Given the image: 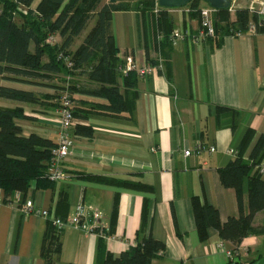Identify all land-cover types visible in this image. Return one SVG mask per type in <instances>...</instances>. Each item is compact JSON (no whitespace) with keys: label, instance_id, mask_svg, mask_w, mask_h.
<instances>
[{"label":"crops","instance_id":"1","mask_svg":"<svg viewBox=\"0 0 264 264\" xmlns=\"http://www.w3.org/2000/svg\"><path fill=\"white\" fill-rule=\"evenodd\" d=\"M40 1L35 0L31 9ZM166 11L171 31L188 33V37L169 50L158 51L151 50L149 16L143 21L137 11L112 13L118 60L124 62L131 56L138 67H148L146 74L137 77L133 90H122L133 107L119 115L101 114L97 107L106 105V100L72 95L77 109L89 114L86 120H76V125L90 127L92 135L77 136L72 130L71 154L62 164L65 178L47 189L32 183L25 197L21 196L47 210L48 218L24 216L13 207L0 206V264H43L42 241L52 219L72 215L78 205L86 213L97 210L103 214L110 233L103 244L114 256L150 233L164 245L151 264H229L226 252L235 255L237 264H264V210L253 221L263 232L244 238L235 247L212 228L201 242L191 207V198L197 196L217 209L222 223L237 215L235 192L222 186L219 170L234 160L247 132L242 151L245 160L264 135V32L246 31L225 35L219 44L214 38L196 44L200 19L185 7ZM76 41L72 51L81 43ZM52 83L61 86L59 79ZM0 87L37 96L63 94L60 89L1 76ZM42 102L0 98V108L21 110L24 119L15 122L22 136L34 134L56 144L59 108ZM198 142L216 151L185 157L184 152ZM258 169L264 179V160ZM59 238L61 252L54 264H97L98 238L72 228L62 230Z\"/></svg>","mask_w":264,"mask_h":264},{"label":"trees","instance_id":"2","mask_svg":"<svg viewBox=\"0 0 264 264\" xmlns=\"http://www.w3.org/2000/svg\"><path fill=\"white\" fill-rule=\"evenodd\" d=\"M34 1L0 0V76L12 82L60 89L63 94L37 96L33 92L0 87V98L30 104L49 100L60 108L63 98L67 97L75 120H86L89 114L77 109L73 94L106 100V105L97 107L101 114L119 115L131 111L133 104L127 101L122 90H133L138 75L134 71L125 75L121 72L124 62L117 58L118 50L111 29L112 13L137 11L143 21L149 16L151 50L158 51L169 50L172 46L167 40L162 43L157 41L159 34L166 38L171 32L168 9L160 8L158 13H154L155 3L150 0L109 2L101 7L102 0H41L35 9H31ZM199 1L203 0H190L184 7L190 10L192 16L200 19ZM21 8L26 9L25 13ZM16 17L19 19L16 20ZM249 20L246 9L236 10L233 16L228 10L215 11V43L219 44L220 38L225 35L248 31ZM91 21L94 23L89 29ZM87 29L81 43L72 51L76 39ZM260 32H264V28L257 29V33ZM50 37L60 40L49 43L47 40ZM145 52L146 55L149 52L146 43ZM163 56L168 59L166 52ZM54 79H59L61 86L53 84ZM16 119H24L21 110L0 108V191L7 201L17 193L20 200L21 196L24 198L32 183L44 189L51 188L54 183L47 176V166L51 150L56 144L34 134L22 136ZM72 130L77 136L92 135L90 127L75 125ZM248 135L249 132L234 160L219 170L222 186L235 192L237 215L228 217L222 223L215 207L200 197L191 198L196 231L201 242L207 240L210 228L218 232L221 240L235 247L244 238L263 232L262 228L253 226V221L264 210V179L258 169L264 160V135L258 138L249 158L245 160L242 151ZM124 185L135 187L126 183ZM116 209L114 204V218ZM56 218L65 220L66 217ZM143 221L145 224V214ZM60 233L53 223L45 232L41 248L43 264H54L55 258L59 256ZM163 249V243L154 240L148 233L147 236L138 237L133 247L114 256L106 250L103 240L99 239L96 260L97 264H151Z\"/></svg>","mask_w":264,"mask_h":264},{"label":"built area","instance_id":"3","mask_svg":"<svg viewBox=\"0 0 264 264\" xmlns=\"http://www.w3.org/2000/svg\"><path fill=\"white\" fill-rule=\"evenodd\" d=\"M155 3L154 13H158L160 7L158 6L157 0H150ZM236 0H233V4ZM254 4L257 6L255 7ZM239 9H234L231 4L228 12L231 16L234 15L235 11ZM250 15V20L248 21V32L255 34L257 29L264 28V0H252V5L246 9ZM215 10L209 6H205L200 9V30L198 35L194 38V43H201L204 40L212 39L215 37V31L213 27V17ZM242 33H236V36ZM188 37V33H183L179 31H171L168 36L159 34L157 36L158 43H162L167 40L171 45L176 42L184 41ZM54 37L48 38L47 42H55ZM130 71H134L138 76H143L148 72V67H138L135 60L128 56L124 59V66L121 68L122 74H127ZM264 81V76H263ZM70 101L67 97H64L61 102V107L59 108L60 125L58 132V141L56 146L51 150V157L47 166V176L53 182L61 181L65 178V173L62 169V164L70 156L73 147L74 139L71 134L72 129L76 125L77 121L73 118L70 111ZM216 151L213 146H206L202 142L196 143L193 150H187L184 152V156L187 157L191 154H202L204 152L214 153ZM233 154L232 152H230ZM8 205L17 209L24 216H35L48 218L50 213L47 210H43L37 207L31 200H20L19 193L15 194L13 199L5 200L2 192L0 191V206ZM53 225L62 231L66 228H72L83 232L85 235L96 237L98 239L107 240L110 238L109 230L106 224L103 222V214L100 211L93 210L88 213L85 212L82 205H78L74 213L65 218V220H60L58 218L52 219ZM229 259V264H237L235 255L231 252H226Z\"/></svg>","mask_w":264,"mask_h":264},{"label":"water","instance_id":"4","mask_svg":"<svg viewBox=\"0 0 264 264\" xmlns=\"http://www.w3.org/2000/svg\"><path fill=\"white\" fill-rule=\"evenodd\" d=\"M136 0H109L110 3L134 2ZM208 6L215 11L228 10L233 0H203ZM190 0H157L158 6L162 9H175L187 5Z\"/></svg>","mask_w":264,"mask_h":264},{"label":"rangeland","instance_id":"5","mask_svg":"<svg viewBox=\"0 0 264 264\" xmlns=\"http://www.w3.org/2000/svg\"><path fill=\"white\" fill-rule=\"evenodd\" d=\"M106 3H109V0H102V2L100 3V7L103 5V4H106ZM198 5H203L204 2L203 1H199L197 2ZM133 5V4H132ZM233 7L234 9H247L249 8L251 5H252V0H236V2L233 4ZM254 6L256 7L257 5L254 4ZM187 8V7H186ZM188 11H190L188 8H187ZM93 24V21H91L88 25V27H90L91 25ZM88 30L84 31L83 34H82V37L84 38L85 34L87 33ZM82 37L79 38L76 43L79 44L82 40ZM57 39V38H56ZM59 38L57 39V41L59 42ZM49 102V100H47ZM50 103V102H49Z\"/></svg>","mask_w":264,"mask_h":264}]
</instances>
